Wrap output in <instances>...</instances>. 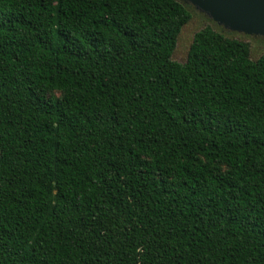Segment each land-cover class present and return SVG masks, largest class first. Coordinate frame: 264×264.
<instances>
[{
    "label": "trees",
    "instance_id": "16d2710c",
    "mask_svg": "<svg viewBox=\"0 0 264 264\" xmlns=\"http://www.w3.org/2000/svg\"><path fill=\"white\" fill-rule=\"evenodd\" d=\"M192 11L0 0V264H264V54Z\"/></svg>",
    "mask_w": 264,
    "mask_h": 264
},
{
    "label": "water",
    "instance_id": "95a60500",
    "mask_svg": "<svg viewBox=\"0 0 264 264\" xmlns=\"http://www.w3.org/2000/svg\"><path fill=\"white\" fill-rule=\"evenodd\" d=\"M226 31L264 38V0H181Z\"/></svg>",
    "mask_w": 264,
    "mask_h": 264
},
{
    "label": "rangeland",
    "instance_id": "374dc122",
    "mask_svg": "<svg viewBox=\"0 0 264 264\" xmlns=\"http://www.w3.org/2000/svg\"><path fill=\"white\" fill-rule=\"evenodd\" d=\"M192 14L191 20L183 27L179 35L177 47L173 54V60L180 63L186 62L194 35L206 25L212 24L210 20L197 11H192ZM229 36L248 42L250 45L251 57L254 60L264 54V38L247 36L239 33H229Z\"/></svg>",
    "mask_w": 264,
    "mask_h": 264
}]
</instances>
